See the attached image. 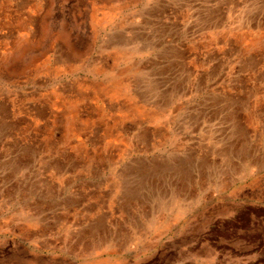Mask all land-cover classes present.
Masks as SVG:
<instances>
[{"label": "rangeland", "instance_id": "374dc122", "mask_svg": "<svg viewBox=\"0 0 264 264\" xmlns=\"http://www.w3.org/2000/svg\"><path fill=\"white\" fill-rule=\"evenodd\" d=\"M0 264H264V0H0Z\"/></svg>", "mask_w": 264, "mask_h": 264}]
</instances>
